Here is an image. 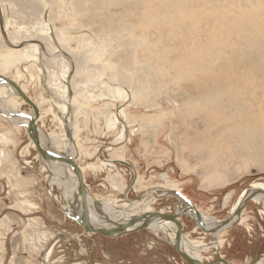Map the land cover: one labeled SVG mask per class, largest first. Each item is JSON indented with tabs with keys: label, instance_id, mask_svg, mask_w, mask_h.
<instances>
[{
	"label": "rangeland",
	"instance_id": "374dc122",
	"mask_svg": "<svg viewBox=\"0 0 264 264\" xmlns=\"http://www.w3.org/2000/svg\"><path fill=\"white\" fill-rule=\"evenodd\" d=\"M25 1L31 3L21 10L4 0L2 23L14 27L12 38L22 44L19 28H43L71 59L83 60L84 72L75 74L74 86L92 82L95 86L90 87L98 93L87 89L79 94L86 103L77 101L78 107L69 97L72 110L57 108L56 100L64 97L48 87L47 70L42 73L38 61L29 62L27 53L4 45L7 34L0 22V55L10 56L2 73L17 78L20 69L26 94L40 103L39 125L56 138L68 135L70 141L76 140L82 168L117 161L113 173L85 169L93 195L127 206L150 187L169 186L224 221L245 189L264 185V60L254 61L237 40L264 54V0H124L126 6L117 5L119 0ZM118 18L127 30L116 35ZM211 18L215 30L208 26ZM241 24L239 31L236 27ZM247 24L252 31L243 30ZM125 43L132 45L124 49ZM123 51H129L132 60H120ZM48 65L55 66L50 61ZM122 76L127 84L119 79ZM0 92L2 96L6 89L0 87ZM9 102L22 113L28 111L19 98ZM112 114L119 116L114 127H110ZM65 117L72 121L69 134L59 121ZM0 134L12 140L10 145L0 141V148L11 154V161L0 169V264H42L52 249L45 264H188L159 233L142 229L121 237L85 234L68 218L59 187L41 164L38 149L29 145L26 131L0 116ZM65 145L60 141L58 149ZM135 175L142 177L137 189L132 187ZM113 178L120 179L123 189H112ZM155 190V195L163 194V189ZM174 199H158L151 206L165 214ZM260 209L262 204L251 200L242 212L244 223L220 237L219 254L230 264H250L264 255ZM182 221L189 239L209 243L195 220L184 216ZM44 232L48 241L41 246L38 236ZM213 250L203 254L204 261L216 258Z\"/></svg>",
	"mask_w": 264,
	"mask_h": 264
},
{
	"label": "bare ground",
	"instance_id": "6f19581e",
	"mask_svg": "<svg viewBox=\"0 0 264 264\" xmlns=\"http://www.w3.org/2000/svg\"><path fill=\"white\" fill-rule=\"evenodd\" d=\"M6 1L10 2L12 5H14V7L17 6V8H20V9L22 8V5L28 6L31 3L30 1L26 2L25 0H24V3L21 0H10V1L6 0ZM128 1L141 2V0H128ZM128 1L119 0L117 5L126 6V5H128ZM239 1H242V0H239ZM212 2H214V1H212ZM172 3L175 6L180 5L175 1H172ZM255 3H256V1L254 2V4ZM33 5L35 6V3H33ZM169 5L171 6V4H169ZM173 5H172V7H173ZM165 7H167V6H165ZM21 10H23V9H21ZM107 11H110V10L104 9V12H107ZM219 12H221V11H219ZM133 13H134V10H132L131 14H133ZM153 13H155V12H153ZM220 15H222V14L219 13V16ZM5 17H6V6L4 3V0H0L1 27H2V31L7 34V35H5V42L3 40L4 45H6L7 47L9 46V48L12 49L16 53H18L20 51L27 53L25 55V58L29 62H37L38 61L39 62L38 65L41 66V72L42 73L44 70H47V72H46L47 78L45 80L47 81L48 87L50 89L51 88L56 89L58 92H60L62 94V97H64V99H62V100H59V99L56 100V104H55L56 107L59 109L61 108L64 112L72 110L73 109V103L71 101H69V97L71 98V100L73 99V102L75 104H77L78 107H79L78 102L86 103V101L83 100L84 95H79V94L82 92L84 93L85 90L92 88L90 86H95V85L92 82H90V84L89 83H83V85H81L79 87H75L74 84L72 83V79L74 78L76 73L81 75L84 72V68H83L84 65L82 66L83 60L82 59L79 60V58L77 59L76 57L74 58L75 61H74V59H71L70 56L66 53V51H64L60 46L55 45L56 42H55L54 36L53 35L51 36V34H44V32L42 30L43 28H41V27H36L34 30H32V29L20 30V28H19V32H21L23 34V42L24 43L21 44L19 40H14L12 38V34H14V31H12V29H14V27H12L10 23L9 24L8 23H2V21L5 19ZM119 18L117 19L118 32H117V34L114 32V34H116V35H118V33L121 32L122 30H127L126 24L122 23ZM226 18H227V20H229L228 17H226ZM230 18H232V17H230ZM232 19H234V18H232ZM212 21H213V18H211L207 22L209 24L208 26H210V29L213 28V27H211L214 24ZM236 22H238V21L236 20ZM218 23H220V22H218ZM232 23H234V22H232ZM230 25H231V27L233 26V24H230ZM185 27H187V25ZM236 28H238L239 31L242 30V24ZM231 29L234 30V28H231ZM211 30H215V29H211ZM243 30L245 32H249V31H252L253 29L250 25L247 24L244 26ZM234 32H236V31H234ZM211 34H213V33H211ZM190 35H192V33H190ZM212 37L214 38L213 35H212ZM213 38H212V40H213ZM248 38L249 37L245 36L243 39L248 40ZM249 39L251 40V38H249ZM113 40H116V38H114ZM237 40L239 41V44L242 46L243 51H245L252 59H254V61L258 60V62H259V61L264 60V54L259 53L260 51L258 52L256 50H250V48L247 46V44L244 41H242V40L240 41L239 37ZM238 41H236V42H238ZM38 42H41L45 47L42 49V47L38 44ZM129 45H132V44L131 43L122 44L124 49L129 48ZM162 46H164V45H162ZM236 46H238V45H236ZM179 48H181V45H180V42L177 41L175 49H179ZM161 49H162V47H161ZM173 53H175V52H173ZM130 54L131 53L129 51H126L124 53L118 54V57L120 60L122 59L125 61H127V60L130 61V60H132V57ZM9 59H10V56H8L6 53L0 55V75L12 79L16 83H18L22 87V89L26 92V89L23 87L22 83H20V80L24 76L23 73L20 71V69H17L18 71H16V74H17L16 77L17 78H14L11 76H6L5 74L2 73L3 65L5 64V62L9 61ZM49 61L52 62L53 64H55V66L52 65V67H49V65H48ZM95 68L97 69V67H95ZM119 79L126 82V84L129 82V81H127L128 79L125 76H122ZM0 87H3L6 89V92L2 96H0V116H3L4 120H6L10 124L14 125L15 127H18V128L22 127V129H24L26 131V133L28 134L27 126L30 123V119L28 118V116L29 117L33 116L32 108L30 106H28L24 102V100H22V98L19 96L18 92L10 84L5 83L4 81L0 80ZM91 92L94 93L96 91L94 90V88H92ZM96 93H98V92H96ZM124 93L125 92L121 88H118V95L119 96H123ZM87 96H89L91 99H94V98L96 99V98L101 97V96H97V95H93V94L92 95L88 94ZM115 97H117V96H115ZM12 98H19L22 102H24V104L27 106L28 111L25 113L20 112L15 107L13 102L12 103L9 102ZM101 99H102V97H101ZM34 102L36 103L35 100H34ZM36 104H37L38 108L40 109V103H36ZM30 111H31V113H30ZM41 117H42V111H41ZM41 117H40V119H41ZM112 117H115V115L112 114ZM59 121L64 128H69V130H70V128L72 127V121L68 117L62 118V120L59 119ZM116 122L117 123L119 122V116H116L115 120L111 121L110 127H112V126L114 127L117 124ZM132 134L134 136L133 132H132ZM0 135H2V136H0V141H2V143L10 145L12 140L6 134H0ZM28 136H29V134H28ZM29 138H30V136H29ZM36 138H38L40 144L49 153H52V154H55L58 156L72 157L80 165V163L78 162V159H77L78 156H80V149H79L78 143L76 142V140H75V142L70 141L71 137H69L68 135H66L62 138H56V137L50 135L49 133H47L38 123L37 131H36ZM121 139H123V135H121L117 139V141H120ZM62 140H64L66 142V145H65L64 150H59L58 146H59L60 141H62ZM29 141H30L29 145L31 146V148L37 150L34 142L31 139H29ZM118 145H121V142H119ZM2 148H4V147H2ZM37 152H39V151L37 150ZM6 161H11L10 151L8 149L2 150L0 148V169L3 167V163ZM40 161H41V164L43 165V167L46 168L51 173L52 182L55 183L59 187V190L61 192V196L63 199V203L65 205V211L67 213L68 218L75 221L74 218L76 216L81 217V215H82V199H81V196L79 194V182H78V177H77L75 171L69 165H66V164H63L60 162L51 161L48 159H43L41 157H40ZM116 162L117 161L115 159H111L109 161H103L101 163V166L98 165L99 167H97L94 164H89L87 167H85V169L90 168V169L96 170L97 168H100V171H105V169H108L109 172L113 173V171H112L113 169H118ZM80 167H81V165H80ZM85 169L82 168L83 173L85 172ZM116 174L117 173H115V174L109 173V176H113ZM135 174H136V172H135ZM84 179H85V176H84ZM141 179H142L141 176L135 175V179H134V182L132 184V187L137 189V186L140 185ZM110 182H111L112 189H114L115 191H120V189H123V184L121 183L120 179L113 178L110 180ZM85 184H86V182H85ZM144 187H147V186H142L140 188H144ZM86 188H87L86 198H87V205H88V211H89V220H90L91 224L94 226V228H96V229L113 228V227H116L118 225H125L128 222H130L132 219L137 218V217L142 218V217L146 216L149 218V217H151L150 215L152 213L161 214V212L156 211L155 208L151 205H153L155 203V201L158 199L163 200L165 198H168V199L169 198H175L172 202V208L167 211L168 213H165L163 215H167V214L179 215L180 214L182 218L184 216L190 217V219H193L196 221L197 228H199L200 231H202L205 235L208 234V236L210 238V241L208 240L209 243L199 241L201 243L198 244V243H196V241L191 240V238L189 239L188 233H184V232L182 233L183 234L182 241H181L182 251L184 253L188 254L190 257H192L196 260H199L203 263H207V260L204 262V256L207 255L206 251H208L209 249L210 250L214 249L213 250L214 253H211V254H214V256H217V254L220 255L219 251H220L221 242H222L220 240V237L222 235H224V233L228 229L234 227L235 225H239V224L244 223V218L242 217V215H240V217L234 216V215L239 210V208L242 206V204L246 198H248L249 196L252 195L253 201H255L258 204H262V209H260V213L264 217V208H263V206H264V194L258 193V191L264 190V185L261 183H255L251 186L250 190L245 189L242 192L240 198L238 199V201L235 203L233 209L231 210L230 215L234 216L233 219L231 218L229 221H227L226 222L227 224H225L219 230H216V227L218 226V224L222 223L223 221L218 220L216 217H214L210 213L199 209L191 199H189L185 194H181L178 190H176L173 187L163 186V185L158 186L157 185V187H154V186L150 187L151 188V189L149 188L150 190L147 188L148 191L146 192V194L141 196V198H139L138 200L130 201L127 206L122 205V204L119 205L116 203V201L114 199H111V198H99V197L93 195L91 193L90 189L88 188L87 184H86ZM128 188H127L126 192H129L131 190L130 189L131 186ZM155 188L163 189V191H162L163 194H161V195L156 194L155 195L154 194L156 192ZM138 191H140V190H138ZM176 193H180L181 195H184L186 199H188L191 203H193V205L195 206L197 211L200 213L201 226L197 222L198 217L196 215V211L191 209L190 205L188 203H186L184 200H182L179 195L177 196ZM24 204H25V202H24ZM27 204L30 205V207H32L33 209H35L34 205H32L31 203H27ZM36 208H38V207H36ZM151 218L153 219L154 217H151ZM179 220H181V218ZM224 221H226V220H224ZM33 222H36V221H33ZM182 222H184V221H182ZM142 225H143V219H141L140 221L138 220L136 222V224H134L132 227H130L128 229L133 230V229H136L138 227H141ZM143 230L149 231L152 234L159 233L160 235H163L164 239L171 246H174V241H175V237H176V233H177V227L173 222L168 221V220H164V219H155V220L150 221V223L147 225V227L144 228ZM183 231H184V228H183ZM208 232H210V233H208ZM85 234H90V233L85 232ZM92 234H95V233H92ZM39 235L40 236H38V243L39 244L42 243L41 244V246H42L43 244H45L48 241V236H46L45 232L42 234L43 236L41 234H39ZM161 239H162V237H161ZM44 240L46 242H43ZM52 252H53V249L48 250L46 252V254L43 258L42 264H45L46 261L50 260V257L52 256ZM203 254H205V255H203ZM211 254H209V255H211ZM221 257L224 259V257L222 255H221ZM208 260L210 261V259H208ZM250 264H264V255L257 258L255 260V262L250 263Z\"/></svg>",
	"mask_w": 264,
	"mask_h": 264
},
{
	"label": "water",
	"instance_id": "95a60500",
	"mask_svg": "<svg viewBox=\"0 0 264 264\" xmlns=\"http://www.w3.org/2000/svg\"><path fill=\"white\" fill-rule=\"evenodd\" d=\"M0 80L4 81L5 83L10 84L18 92V94L22 98V100H24V102L32 108L33 116H30V117L28 116V118L30 119V123L27 126V131H28V134L30 136V139L34 142L36 148L38 149L40 157L43 159H48L51 161H56V162H60V163L69 165L75 171V173L78 177V182H79V194H80L81 199H82V215H81V217L76 216L74 218V220L77 222V224H79L82 228H84L86 233H95V234H100V235H103L106 237H121V236L128 235L131 233L139 232L141 229L146 228L147 225L152 220L164 219V220L171 221L176 225L177 233H176L173 248L177 252V254L179 256H181V258H183L188 264H230L228 261L223 259L218 254H217V259L214 260L213 262L203 263L199 260H196V259L190 257L188 254L184 253L181 249V241H182V236H183V234H182L183 233V223L181 220H179L181 218L180 214L179 215H174V214L163 215V214H159V213H152L150 216L154 217L153 219L151 217L148 218L146 216H144L142 218L137 217V218L132 219L130 222H128L125 225H118V226L113 227V228H104V229L94 228V226L91 224V222L89 220V211H88L87 198H86L87 188H86L84 173L82 171V168L80 167V165L76 162V160L74 158L58 156V155L49 153L48 151H46L43 148V146L40 144L38 138H36L38 121H39V118L41 116V111L38 108L37 104L26 94V92L22 89V87L18 83H16L15 81H13L12 79L0 75ZM67 129H69V128H67ZM69 133H70V130L68 131V134ZM258 193L264 194V190H260V191H258ZM176 194H177V196L179 195L182 200H184L186 203H188L190 205L191 209L196 211V215L198 217L197 222L201 226L200 213L197 211V209L195 208L193 203H191L188 199H186L184 195H181L180 193H176ZM250 200H252V195L244 200L242 206L239 208V210L236 212V214L234 216L240 217L245 206L247 205V203ZM234 216H231L230 218L226 219V221H223L222 223L218 224V226L216 227V230H219L220 228H222L225 224H227L226 222L229 221L231 218L233 219ZM141 219H143V225L141 227H138V228L133 229V230L128 229V228L132 227L134 224H136V222L138 220L140 221ZM208 233H210V232H208Z\"/></svg>",
	"mask_w": 264,
	"mask_h": 264
},
{
	"label": "flooded vegetation",
	"instance_id": "af4514ba",
	"mask_svg": "<svg viewBox=\"0 0 264 264\" xmlns=\"http://www.w3.org/2000/svg\"><path fill=\"white\" fill-rule=\"evenodd\" d=\"M250 201H251V200H250ZM250 201H249V202H250ZM249 202H248V203H249ZM248 203H247V204H248ZM245 207H246V206H245ZM263 208H264V206H263ZM244 209H245V208H244ZM243 211H244V210H243ZM241 215H242V214H241ZM229 218H230V216H229ZM227 219H228V218H227ZM181 221H182V217H181ZM182 223H183V222H182ZM78 225H79V224H78ZM79 226H80V225H79ZM183 228H184V223H183ZM85 232H86V231H85ZM90 234L92 235V233H90ZM99 235H100V234H99ZM128 235H129V234H128ZM175 252H176V251H175ZM176 253H177V252H176ZM180 257H181V256H180ZM216 258H217V256H216ZM216 258L213 259V260H211V261H209V262H213L214 260H216ZM182 259H183V258H182ZM183 260H184V259H183ZM184 261H185V260H184ZM185 262H186V261H185ZM204 262H205V261H204ZM207 262H208V261H207Z\"/></svg>",
	"mask_w": 264,
	"mask_h": 264
}]
</instances>
